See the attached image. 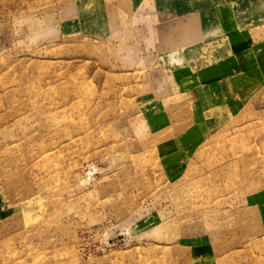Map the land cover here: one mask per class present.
<instances>
[{"label":"rangeland","instance_id":"obj_1","mask_svg":"<svg viewBox=\"0 0 264 264\" xmlns=\"http://www.w3.org/2000/svg\"><path fill=\"white\" fill-rule=\"evenodd\" d=\"M0 264H264V0H0Z\"/></svg>","mask_w":264,"mask_h":264}]
</instances>
